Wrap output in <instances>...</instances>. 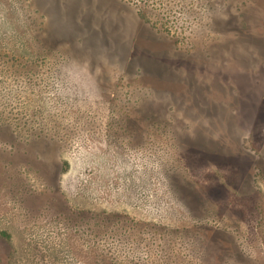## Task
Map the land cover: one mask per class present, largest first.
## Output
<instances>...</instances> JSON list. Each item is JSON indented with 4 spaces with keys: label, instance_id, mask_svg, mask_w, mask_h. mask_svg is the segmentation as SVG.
<instances>
[{
    "label": "rangeland",
    "instance_id": "obj_1",
    "mask_svg": "<svg viewBox=\"0 0 264 264\" xmlns=\"http://www.w3.org/2000/svg\"><path fill=\"white\" fill-rule=\"evenodd\" d=\"M0 264H264V0H0Z\"/></svg>",
    "mask_w": 264,
    "mask_h": 264
}]
</instances>
